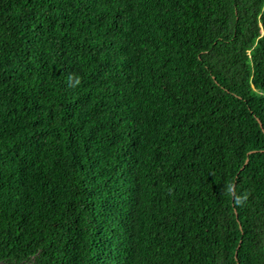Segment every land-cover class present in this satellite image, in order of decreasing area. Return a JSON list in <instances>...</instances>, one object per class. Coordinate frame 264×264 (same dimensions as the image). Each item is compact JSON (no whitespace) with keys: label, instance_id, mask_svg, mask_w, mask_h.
Wrapping results in <instances>:
<instances>
[{"label":"trees","instance_id":"obj_1","mask_svg":"<svg viewBox=\"0 0 264 264\" xmlns=\"http://www.w3.org/2000/svg\"><path fill=\"white\" fill-rule=\"evenodd\" d=\"M1 264H264V0H0Z\"/></svg>","mask_w":264,"mask_h":264},{"label":"water","instance_id":"obj_2","mask_svg":"<svg viewBox=\"0 0 264 264\" xmlns=\"http://www.w3.org/2000/svg\"><path fill=\"white\" fill-rule=\"evenodd\" d=\"M0 263H2V261Z\"/></svg>","mask_w":264,"mask_h":264},{"label":"clouds","instance_id":"obj_3","mask_svg":"<svg viewBox=\"0 0 264 264\" xmlns=\"http://www.w3.org/2000/svg\"><path fill=\"white\" fill-rule=\"evenodd\" d=\"M1 262V261H0ZM1 264V263H0Z\"/></svg>","mask_w":264,"mask_h":264}]
</instances>
